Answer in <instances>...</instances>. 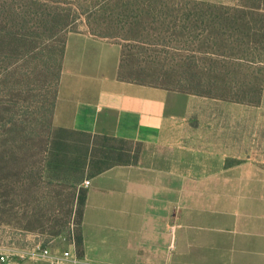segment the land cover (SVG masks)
<instances>
[{"label":"crops","instance_id":"0c3cea01","mask_svg":"<svg viewBox=\"0 0 264 264\" xmlns=\"http://www.w3.org/2000/svg\"><path fill=\"white\" fill-rule=\"evenodd\" d=\"M122 45L66 40L53 130L127 142L136 163L90 180L86 264H264V115L119 78ZM53 247L54 251L69 248ZM5 264H48L34 253Z\"/></svg>","mask_w":264,"mask_h":264},{"label":"rangeland","instance_id":"374dc122","mask_svg":"<svg viewBox=\"0 0 264 264\" xmlns=\"http://www.w3.org/2000/svg\"><path fill=\"white\" fill-rule=\"evenodd\" d=\"M102 1L0 0V254L28 256L39 244L67 247L78 229L73 191L57 180L56 164L43 162L64 43L71 32H88L74 4H99L90 22L122 45V77L264 115V0ZM217 5L262 15L249 19L261 30L254 31L257 42L248 39L254 32L244 38L219 27ZM188 13L197 18L186 19ZM237 38L251 49L244 61L224 58L235 55Z\"/></svg>","mask_w":264,"mask_h":264},{"label":"trees","instance_id":"16d2710c","mask_svg":"<svg viewBox=\"0 0 264 264\" xmlns=\"http://www.w3.org/2000/svg\"><path fill=\"white\" fill-rule=\"evenodd\" d=\"M102 3L107 5L123 4L124 6L128 5L130 1L103 0ZM74 6L76 9L74 10V12L77 14V16H84L87 18L86 25L90 34L105 39L115 37L114 35H110L101 31L99 27L93 25L90 22V18L94 15L93 8H96L97 6H99V4L93 8L88 9H84V7L77 4H74ZM61 11L63 10L61 9ZM109 12L112 13V10H109ZM51 15L52 11L48 10V13L44 15V17L46 18V22L48 19L51 18ZM254 16L262 17V15L250 13L248 11H245L244 9L231 8L219 5L215 6L213 10V18L215 19L219 27L223 29L224 27H228L233 30V33L235 32L236 34L238 33L240 35H243L244 38L249 37L251 35V32H261L260 29L251 27L249 25L250 20H253ZM193 17L197 18L195 15H190V13L186 15V19L191 20ZM72 23L67 26H71ZM241 26L246 29L245 32L240 31ZM257 32H254L253 37L248 39H253L257 42V38L260 37L258 35L259 33ZM220 34H222L223 36L227 35V33ZM223 40H225L226 43L227 41H229L228 39H222L221 41ZM65 44L66 42L64 43V48ZM233 44L236 46L235 55H225L224 58H228L229 60L234 59L236 61H244L245 57H247L251 49H248V47H243V45L246 43H243L242 39L240 38L235 39ZM222 45L224 46V48H227L226 45ZM64 48L62 51L63 54ZM123 57L124 56L122 54L119 78L123 81L145 84L140 81L128 80L121 76L123 69ZM129 151L130 148L127 142H121L116 139L99 137L96 135L92 136L84 132L63 129L53 130L51 128L46 149H44L45 157L43 159V162H45V160H48L51 163L56 164L55 168L58 169L60 172L58 174L59 179L57 180H59L60 182H65L68 187L73 191V206L75 208L72 209V211H75L74 221L78 228L76 229V232L74 231V238L78 249L81 248L82 244V238L81 234L79 233V229L81 228L84 206L87 198V189L83 186H80V183L84 181V179L96 176L114 166L136 163L139 158L140 148L137 147L133 155Z\"/></svg>","mask_w":264,"mask_h":264},{"label":"built area","instance_id":"2783aa9c","mask_svg":"<svg viewBox=\"0 0 264 264\" xmlns=\"http://www.w3.org/2000/svg\"><path fill=\"white\" fill-rule=\"evenodd\" d=\"M84 186H90V180L84 181ZM70 247L62 251H54L50 246L37 245L34 253L47 260L48 264H86L76 253V241L74 238V230H72V238ZM9 255L0 254V264H5L9 260Z\"/></svg>","mask_w":264,"mask_h":264}]
</instances>
